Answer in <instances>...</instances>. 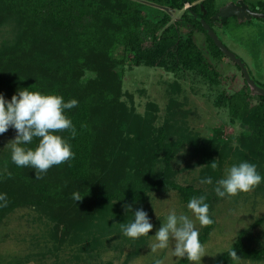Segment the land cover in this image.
<instances>
[{
    "label": "trees",
    "instance_id": "obj_1",
    "mask_svg": "<svg viewBox=\"0 0 264 264\" xmlns=\"http://www.w3.org/2000/svg\"><path fill=\"white\" fill-rule=\"evenodd\" d=\"M145 1L184 11L173 22L171 12ZM251 1L253 10L264 13V0ZM187 3L190 5L185 7ZM220 6L218 0H0V22L14 21L17 27L15 39L5 43V53H0V88H27L30 92L62 96L65 102L78 101V106L64 110L75 127V137L69 130L55 133L71 145L75 154L73 159L53 166V172L59 175L56 179L62 183L36 179L34 168L17 167L8 154L0 162V194L6 193L9 203L0 207V218L17 201L18 193L29 192L26 200L52 209L51 217L57 222L53 235L60 242L65 239L63 234L73 231L74 240L87 236V243L90 241L92 248H98L104 241L101 233L123 234L121 224L134 220L133 210L126 212L118 206L142 204L152 191L176 189L187 202L192 197H206L214 223L203 226L199 234L203 244L217 223L214 207L218 196L172 180L171 161L183 142L170 139L177 126L168 118L155 135L151 120L134 115L121 101V79L116 71L120 61L115 52L120 48L124 53L130 52L137 65L161 66L172 71L181 67L194 69L211 85L217 84L218 72L203 46L197 43L196 32L200 30L206 35L214 58L226 55L201 22L205 19L215 30L213 16ZM145 8L152 10L151 15ZM180 27L187 31L182 33ZM28 66L32 68L26 69ZM39 68L45 74L36 75L34 81L31 74ZM86 68L95 70L97 76L82 83L80 75ZM57 74L62 78L56 79ZM244 81V89L222 93L217 103L228 100L234 117H240L253 129L252 134L244 136V146L253 152L259 166L257 172L262 181L257 187H264V95L254 94L259 102L252 105L249 95L253 93ZM115 119L120 122L112 129L109 122ZM97 127H106L104 138ZM183 136L187 139L190 134L184 132ZM39 139L20 146L34 150ZM201 146L207 157H212L218 147L207 143ZM160 160L165 163L164 170L157 167ZM144 168L148 169L145 175ZM64 183L72 189L61 193L59 188ZM74 192L83 197L76 210L70 204ZM58 202H62V208L57 207ZM248 231L239 232L233 245L217 257L216 264H236L228 255L232 249L240 259L264 260V246L246 243ZM140 240L134 242L135 249L128 259L140 249ZM188 263L181 258L175 264Z\"/></svg>",
    "mask_w": 264,
    "mask_h": 264
},
{
    "label": "rangeland",
    "instance_id": "obj_2",
    "mask_svg": "<svg viewBox=\"0 0 264 264\" xmlns=\"http://www.w3.org/2000/svg\"><path fill=\"white\" fill-rule=\"evenodd\" d=\"M228 1L236 0H218L220 5ZM189 5L187 3L185 7ZM145 9L151 15L152 10ZM183 11L184 9L175 11L171 15L172 21L180 18ZM214 27L222 42L246 63L252 78L264 88V19L255 17L239 22L232 16L227 23H217ZM16 29L14 21L0 22V53H5V43L15 39ZM180 31L184 33L187 30L180 27ZM206 39L203 32H196L197 43L203 46L218 72L219 80L214 85L194 69L181 67L172 71L161 66L137 65L132 54L124 53L121 48L115 55L120 61L116 65V71L121 79V101L132 109L134 115L149 118L155 135L164 127L168 118H171L175 127L177 126L170 139L183 142L178 146L171 161L172 180L183 186L190 185L215 194L214 184L224 178L227 170L233 165L249 162L255 164L257 170L259 166L253 152L244 146L247 144L244 136L252 134L253 129L240 117H234L228 100L226 103H217L222 93L232 94L245 88L242 70L227 55L214 58L210 54L211 49ZM18 68L23 71L22 65ZM44 74L39 68L33 70L31 76L35 81L36 75ZM96 76L95 70L86 68L80 75V80L86 83ZM55 78L61 79L62 75L57 74ZM17 93L18 90L12 87L0 88V94L8 101ZM249 97L252 105L259 102V98L254 94ZM172 102L175 103L172 107L173 113H170ZM119 122L120 120L115 119L109 123L113 125V129ZM97 129L104 138L106 127L104 130L101 127ZM184 132L189 133L190 137L186 139ZM15 136L16 131L12 127L6 133L0 134V162L8 154L12 155L11 145L7 143ZM202 143L218 146L215 147L212 157L205 155ZM214 160L218 165L216 169L210 166ZM156 164L158 168L165 169L162 160ZM147 170L144 168L142 174L145 175ZM32 171L36 173L35 169ZM53 171L56 169L52 166L40 180L61 184L62 181L56 179L59 175ZM205 177H211L213 183L202 184L200 181ZM71 189L72 187L65 183L64 187L59 188L61 193ZM29 197V192L18 193L15 198L17 201L9 205L10 209L0 218V264H101L106 261H112L113 264H148L156 259L163 260V264H175L181 258L173 255L174 242L170 241L168 248L158 249L154 253L151 251L152 244L157 243L154 235L161 224L166 223L169 213L175 210L177 215H187L194 221L199 234L203 228L188 209V202L176 189L152 191L145 202L131 205L133 212L143 209L148 213L154 227L147 236L128 241L121 233L106 236L101 233L104 240L102 245L92 248V242L87 243L89 237L74 240L76 235L73 231L63 234L65 239L60 242L58 236L53 235L57 222L51 217L52 209L26 200ZM77 203L75 200L70 203L74 210ZM125 205L127 204L118 207L124 211ZM57 207L62 208V202H58ZM214 216L217 223L202 244L206 255L201 258V264H216L217 257L233 245L239 232L244 229L249 230L245 236L248 245L264 246V187L256 186L253 190L238 193L236 196L218 197L215 201ZM96 233L100 234L98 230ZM139 239L143 242L140 249L133 258L128 259V254L135 249L134 242ZM188 264L195 262L189 261ZM236 264H264V260L242 258Z\"/></svg>",
    "mask_w": 264,
    "mask_h": 264
},
{
    "label": "clouds",
    "instance_id": "obj_3",
    "mask_svg": "<svg viewBox=\"0 0 264 264\" xmlns=\"http://www.w3.org/2000/svg\"><path fill=\"white\" fill-rule=\"evenodd\" d=\"M76 106L78 101L75 99L65 102L62 96L30 92L27 88L19 90L10 101L0 94V134L6 133L10 127L16 131L15 138L7 143L11 145L13 163L17 167L31 166L36 170L35 178L42 179L52 166L73 159L75 154L71 150V145L55 133L69 130L72 137H75V127L66 117L64 110ZM33 138H40L34 150L20 146L30 144ZM210 166L216 169L218 166L216 160L211 162ZM261 181L262 176L257 172L255 164L241 162L227 170L226 176L216 182L214 191L221 198L225 195L236 196L238 193L253 190ZM200 182L211 185L213 180L211 177H205ZM72 199L79 202L83 197L79 192H74ZM205 200V196L192 197L187 205L201 226L214 223L209 215V204ZM0 201H3L0 207H7L6 193L0 194ZM124 207L126 212L131 210V205ZM133 214V222L121 224L123 235L132 239L147 236L154 227L148 213L143 209H137ZM154 238L157 243L151 246L153 253L158 249L168 248L172 241L173 255L177 258H186L190 262L201 264V258L206 255L194 221L187 215H177L175 210L169 213L166 223L161 224ZM228 255L233 261L240 259L234 249ZM154 264H163V260L156 259Z\"/></svg>",
    "mask_w": 264,
    "mask_h": 264
},
{
    "label": "water",
    "instance_id": "obj_4",
    "mask_svg": "<svg viewBox=\"0 0 264 264\" xmlns=\"http://www.w3.org/2000/svg\"><path fill=\"white\" fill-rule=\"evenodd\" d=\"M146 3H149L153 6H157L161 9H164L168 12H171V14L175 13V9H172L167 6L158 5L155 3H151L148 1H145ZM232 16H236L241 21H244L245 19H252L253 17H261L264 18V13L257 12L252 10L248 4L245 2V0H238L237 2H230L227 3L225 6H222L218 12L213 16V19L215 20V23H219L222 25L224 22L228 21V19ZM201 22L203 23L204 28L208 31L209 35L212 37V39L215 41L216 45L237 65L240 66V68L243 71L244 77L249 84L251 88V92L253 94H261L264 95V88L261 87L256 80H254L247 68L246 63L238 57L234 52H232L220 39L219 35L216 33L214 28L211 26L210 23H208L205 19H201Z\"/></svg>",
    "mask_w": 264,
    "mask_h": 264
},
{
    "label": "flooded vegetation",
    "instance_id": "obj_5",
    "mask_svg": "<svg viewBox=\"0 0 264 264\" xmlns=\"http://www.w3.org/2000/svg\"><path fill=\"white\" fill-rule=\"evenodd\" d=\"M238 0H236V1H234V2H237ZM245 2L248 4V6L253 10V5H252V2L251 1H248V0H245ZM227 3H230L229 1L228 2H226V3H224L223 5H221L220 6V8L222 7V6H225ZM254 11H256V10H254ZM258 12V11H257ZM234 18H236L237 19V21H239V22H241V20L240 19H238L236 16H234ZM253 18H255V17H253ZM252 18V19H253ZM257 18H261V17H257ZM252 19H245L244 21H247V20H252ZM230 20V18L228 19V21ZM228 21H226V23L228 22ZM243 22V21H242ZM213 23H214V25L216 24L215 23V20L213 19ZM223 24H225V22L223 23ZM242 70V69H241ZM242 73H243V71H242ZM243 76H244V74H243ZM245 78V77H244ZM246 80V79H245Z\"/></svg>",
    "mask_w": 264,
    "mask_h": 264
}]
</instances>
